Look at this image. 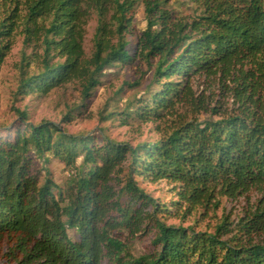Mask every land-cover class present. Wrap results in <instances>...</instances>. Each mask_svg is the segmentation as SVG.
Returning a JSON list of instances; mask_svg holds the SVG:
<instances>
[{
	"label": "trees",
	"instance_id": "16d2710c",
	"mask_svg": "<svg viewBox=\"0 0 264 264\" xmlns=\"http://www.w3.org/2000/svg\"><path fill=\"white\" fill-rule=\"evenodd\" d=\"M138 1L146 27L127 38ZM167 3L0 0V65L18 29L32 48L23 52L19 93L46 94L79 79L86 98L106 67L138 60L151 72L143 95L105 118L158 121L160 133L135 145L107 135L98 143L48 119L32 123L19 110L15 123L0 127V264H264V0H193L192 15ZM92 12L95 49L85 58ZM34 156L73 169L66 188L48 171L41 180ZM137 177L167 179L177 199L158 201ZM217 196L247 197L248 206L212 232L164 219L174 213L184 221ZM135 238L148 241L136 255Z\"/></svg>",
	"mask_w": 264,
	"mask_h": 264
},
{
	"label": "rangeland",
	"instance_id": "374dc122",
	"mask_svg": "<svg viewBox=\"0 0 264 264\" xmlns=\"http://www.w3.org/2000/svg\"><path fill=\"white\" fill-rule=\"evenodd\" d=\"M167 7L180 14L194 12L193 0H168ZM2 14V9H0ZM132 33L126 32L127 38H134L146 27L144 4L138 1L133 11L131 22ZM97 26V16L94 12L90 14L85 25V33L82 42L84 57L93 55L94 33ZM23 34L19 29L14 34L13 44L0 65V127L11 126L18 118V111L25 110L28 119L37 123L48 119L59 123L67 132L80 135H91L95 141L100 143L101 136L107 135L117 141H126L135 145L142 140H154L160 136L156 130L158 121L130 120L128 124H121L120 114L109 118L107 115L113 111L121 113L131 99H138L143 95L142 89L150 80L151 72L147 65L138 60L134 65H111L106 67L99 75V83L91 89L89 96L84 98L81 93L83 82L79 79L71 80L59 87L51 89L48 93H19V83L22 77L21 63L23 52L30 54V47L23 44ZM116 41V38H113ZM37 51L41 52V48ZM56 61V58L53 59ZM138 62V63H137ZM39 62L29 63L26 67L27 73L36 72ZM145 74L142 76L141 73ZM142 77L141 80L139 78ZM134 81H140L139 85H131ZM126 82H129L127 84ZM70 112V113H69ZM69 113V121L63 122L64 115ZM204 116L201 114L200 117ZM171 123L170 121L166 122ZM82 159H77V169H80ZM67 166L58 159L50 158L45 164L42 159L34 156L32 171L37 172L42 180L46 171L50 177L61 188H66L71 178L67 175ZM139 185L150 193L158 201L169 204L177 199L174 184L167 179L153 181L146 178H136ZM250 203L258 197V193L251 191ZM218 201L215 206L214 201ZM248 206L247 197L230 200L225 196H217L208 207L199 206L182 221L176 214L165 216L167 223L182 225H193L197 230L214 231L215 225L225 217H233L240 206ZM179 212V210H178ZM72 234V231L69 230ZM147 238L144 240L130 239L129 246L133 254H139L146 248ZM102 264H108L106 260Z\"/></svg>",
	"mask_w": 264,
	"mask_h": 264
},
{
	"label": "built area",
	"instance_id": "2783aa9c",
	"mask_svg": "<svg viewBox=\"0 0 264 264\" xmlns=\"http://www.w3.org/2000/svg\"><path fill=\"white\" fill-rule=\"evenodd\" d=\"M72 174H74V170L73 169L67 170V175H72Z\"/></svg>",
	"mask_w": 264,
	"mask_h": 264
}]
</instances>
